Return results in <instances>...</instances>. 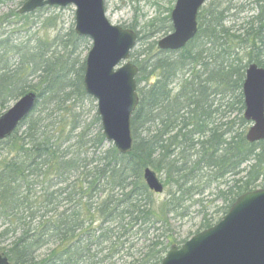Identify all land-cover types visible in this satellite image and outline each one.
I'll use <instances>...</instances> for the list:
<instances>
[{
  "label": "trees",
  "instance_id": "16d2710c",
  "mask_svg": "<svg viewBox=\"0 0 264 264\" xmlns=\"http://www.w3.org/2000/svg\"><path fill=\"white\" fill-rule=\"evenodd\" d=\"M234 2L201 8L195 37L178 51H160L155 41L172 31L170 17L153 20L149 34L135 32L139 103L126 154L105 141L97 114L88 124L68 104L88 97L84 63L75 68L89 40L73 30L59 29L52 41L31 34L33 25L57 26L52 15L36 20L47 8L0 15V115L37 93L31 114L0 141V256L10 264H160L187 240L169 235L171 218L198 208L197 233L220 221L202 211L213 185L223 216L241 195L264 189V141L245 140L242 94L248 65L264 68V0L235 30L225 23L245 5ZM147 168L163 199L146 186Z\"/></svg>",
  "mask_w": 264,
  "mask_h": 264
},
{
  "label": "water",
  "instance_id": "95a60500",
  "mask_svg": "<svg viewBox=\"0 0 264 264\" xmlns=\"http://www.w3.org/2000/svg\"><path fill=\"white\" fill-rule=\"evenodd\" d=\"M207 0H176L170 14L172 32L157 42L160 51H178L197 33V14ZM74 7V32L91 41L85 59L83 87L96 101L105 141L120 154L131 150V117L139 99L135 77L138 69L129 61L136 33L112 25L104 0H25L20 15L45 7ZM244 120L249 123L245 140L264 141V68L250 64L242 85ZM37 93L29 91L0 116V141L5 140L33 111ZM148 189L163 193V185L150 169L143 171ZM0 264H10L0 256ZM161 264H264V189L238 197L226 215L181 247H171Z\"/></svg>",
  "mask_w": 264,
  "mask_h": 264
},
{
  "label": "rangeland",
  "instance_id": "374dc122",
  "mask_svg": "<svg viewBox=\"0 0 264 264\" xmlns=\"http://www.w3.org/2000/svg\"><path fill=\"white\" fill-rule=\"evenodd\" d=\"M24 1L25 0H0V15L11 11H18ZM254 1L255 0H239V2L237 3H232V6H235V8L240 7L242 5H245V8L242 13H238L237 16L228 19L225 23V26L231 27L233 30L237 29L244 21L243 19L253 14L251 13V11L254 9V5L252 4ZM226 2H228V0H208L201 10H205L212 3L224 4ZM175 3L176 0H104L105 14L109 22L112 25L125 28L133 26L135 27V32L141 34L140 36H143L147 33H151L149 24L153 20H156V25L159 26L160 21H165L167 17H170V13L174 8ZM226 7L229 6H227V4L222 6V8ZM233 13H235V11L230 12V14ZM50 15L54 16L57 19L56 27L49 28L46 31H41V29L38 30V28L34 27L35 25H33V28L30 29V33L33 34L37 31L38 37H45V35H47V37L45 38L52 41L59 29L63 30L62 34H65L71 30L74 31V7L70 6L64 9L47 8L42 12L37 13L35 15V18L36 20H38V18L40 17H48ZM25 36L26 35H24V33H21V37ZM164 36L165 35L163 34L157 35L155 37V41L158 42ZM90 48L91 44L89 41V44L86 43V45H83L81 48L78 49V54L76 55L78 65L76 66L75 70H78L80 64L85 62ZM134 50H141L140 43L136 44ZM14 104L15 102L9 104L8 109H10ZM68 104L72 105V110L79 116L78 118L86 121L88 124L93 120L94 116L97 114L96 101L89 96L76 100V102L70 100ZM247 130L248 126L245 129V133ZM212 189H215V185L212 186ZM212 189L209 192L204 193V195L201 197L204 206L202 211L205 212L207 218H222L225 205H223V202L221 200H217V198L215 199L213 197L212 194L214 193V191ZM157 196L163 199L165 195L164 193H162ZM217 210L219 212L215 214V211ZM203 215L198 208L191 207L186 218H171V234L169 235H172L177 241H179V243L186 239L189 240L190 238L201 232L200 231L197 233ZM140 245H142V243H135L136 248H138ZM178 245L175 246L180 247ZM131 251L134 255H136V250ZM113 263L120 264V262L118 261H113Z\"/></svg>",
  "mask_w": 264,
  "mask_h": 264
}]
</instances>
